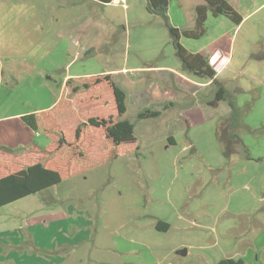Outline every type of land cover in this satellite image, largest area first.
<instances>
[{
    "label": "rangeland",
    "instance_id": "1",
    "mask_svg": "<svg viewBox=\"0 0 264 264\" xmlns=\"http://www.w3.org/2000/svg\"><path fill=\"white\" fill-rule=\"evenodd\" d=\"M196 1L170 0L171 23L187 27L182 5L192 6ZM126 2V7L125 2L99 5L104 13L99 26L90 28L79 44L72 38L70 50L67 39L57 44L28 77L2 75L0 115L48 113L61 99L58 107L65 106L67 73L78 77L112 74L128 95L127 111L118 119L135 125L136 144L120 146L110 161L102 160L94 150L84 165L72 160L78 168H71L60 184L0 209V232H12L21 225L27 232V226L34 223L88 211L94 219L92 239L69 248L56 264H218L230 257L264 264V40H257L251 51L258 50L261 62L240 57L237 50L232 58L233 32L229 19L222 15L218 19L210 15L203 37L181 39L186 49H197L207 57L240 106L251 102L244 121L263 131L242 134L247 158L227 135V102L209 104L217 86L206 79L186 73L192 84L177 88L178 96L167 115L138 118L145 107L132 98L134 86L159 82L166 74L163 70L180 69V63L164 20L148 11L147 0ZM91 48L93 52L87 54ZM38 70L44 72L43 78ZM101 91L104 101L86 99V92L69 94L74 108L53 110L67 140H73L75 128L90 116L117 117L112 90L102 87ZM185 108L201 113L202 120L186 122ZM18 122L7 124L13 127ZM46 127L42 121L38 134L30 129L19 142L0 131V141L18 151L31 144L43 149L54 142ZM167 133L174 135L176 143L163 137ZM52 134L58 141L60 135ZM61 153L56 161L69 159L70 153ZM41 157L31 153L19 165L32 158L41 162ZM61 171L64 176L65 170ZM159 219L170 221L168 231L156 228ZM183 248L187 253L178 254Z\"/></svg>",
    "mask_w": 264,
    "mask_h": 264
},
{
    "label": "crops",
    "instance_id": "2",
    "mask_svg": "<svg viewBox=\"0 0 264 264\" xmlns=\"http://www.w3.org/2000/svg\"><path fill=\"white\" fill-rule=\"evenodd\" d=\"M226 1L242 16V21L239 24H235L226 17L229 19L228 23L233 32L231 36L232 58L237 50L240 57L251 56L257 59H254V62H261L258 50L253 54L251 51L257 40H264V0ZM203 2V0H198L192 6L183 3L182 10L188 20L186 28L194 26L195 7ZM106 3L115 4L113 1L104 2L101 0H0V84L5 82L2 77L5 73L12 77L17 74L28 77L34 73L35 69H39L38 64L52 54V48L64 40H69V50L72 38L75 39L76 44H79L90 28L99 26L98 20L103 21L104 13L98 6L106 5ZM210 15L212 14L209 13L207 21ZM219 17L221 16L219 15ZM219 17L215 16L214 18L218 19ZM190 50L198 52L197 49L196 51ZM262 61L264 62V60ZM253 65L255 67V64ZM43 70L46 72L48 68H43ZM163 71H166V74L161 75L159 82H138L131 90L132 98L142 106L152 109L153 106H156L154 109L161 111L157 117L167 115V112L173 107V101L178 96L177 88L183 89L186 84L191 83L189 82L191 78L181 69L168 68ZM38 74L43 78L42 70H38ZM46 75L48 77L49 74ZM216 76L219 79L218 75ZM71 78H81V76L67 73L64 85L67 96L70 94L67 80ZM210 82L211 80L208 81V84ZM206 84L194 85L204 86ZM167 102L170 107L167 106ZM163 104L165 106L160 108L159 105ZM195 112H192L191 109L187 111L185 108L186 122L202 120L203 115L195 114ZM23 115L24 113L0 115V131L5 134V137L19 142L17 139L22 138L24 133L27 134V131H30V128L22 120ZM9 120H19L18 125L10 127L7 124ZM18 130L21 134L20 137H18ZM163 137L170 143H176V139L171 133H167ZM24 139L25 137L22 140L24 141ZM4 142L0 141V147L17 150L15 149L17 147H10ZM6 157L0 154V161H5ZM46 190L40 193H45ZM261 210L264 212V205ZM158 221L168 223L170 229V221L167 222L163 219ZM93 224L94 219L88 211H79L74 217H60L48 222L34 223L27 226L29 229L27 232L23 225L20 229L12 232L1 231L0 264H56L62 255L69 253L71 250L69 248L92 239Z\"/></svg>",
    "mask_w": 264,
    "mask_h": 264
},
{
    "label": "trees",
    "instance_id": "3",
    "mask_svg": "<svg viewBox=\"0 0 264 264\" xmlns=\"http://www.w3.org/2000/svg\"><path fill=\"white\" fill-rule=\"evenodd\" d=\"M110 2V0H101ZM202 4L195 7V21L191 28H181L173 25L169 19L168 10L170 0H147V9L150 13L160 16L169 30L171 42L174 46L175 56L180 63L182 72L211 80L217 88L214 92V98L209 101L212 106H217L220 101H226L230 109L225 119L226 132L228 137L238 143L242 150L249 157L248 147L245 145L242 134L244 132L259 134L263 129H254L247 125L244 118L251 108V102L244 106L237 103L236 94L224 86L217 78V72L210 66L205 55L199 52H192L186 49L182 43V37L189 39H199L207 33V19L209 13L214 16L223 15L229 18L235 24L242 21L241 14L226 0H203ZM93 48L86 53L93 52ZM70 94L75 96L86 92V99H96L104 101L102 87L111 89L115 101L117 117L110 116H90L87 120L82 121L75 128V135L72 141L65 138L58 129L55 120V109L72 110V100L67 96L65 106L58 107L60 102L49 109L48 113L33 112L22 116L23 122L32 130L38 131L42 121L47 125L46 129L49 135L54 139L53 144L48 142V146L41 149L37 145H30L21 151L13 150L8 147H0V154L7 156L5 161H0V208L15 202L29 195L40 193L54 185L60 184L64 177L68 175L71 168H78L76 161L84 165L91 157V150H94L97 156L102 157L104 161H110L118 154L119 147L125 144H136L137 140L134 135V124L127 119H118L127 111V92L119 86L112 74H98L81 78H71L67 80ZM54 110V111H53ZM160 110L152 108H143L138 113L139 119H148L159 116ZM43 114V116H40ZM264 128V127H263ZM52 133L60 135L58 141ZM69 155L68 160L56 161L57 155ZM31 153H38L42 157L41 162L32 158L23 162V157ZM17 154H21L17 156ZM36 161V162H35ZM33 162V163H32ZM70 166V167H69ZM61 168V169H60ZM65 170L63 176L61 170ZM80 171V170H79ZM156 228L161 231H167L169 225L166 222L158 221ZM218 264H247L241 258H224Z\"/></svg>",
    "mask_w": 264,
    "mask_h": 264
},
{
    "label": "water",
    "instance_id": "4",
    "mask_svg": "<svg viewBox=\"0 0 264 264\" xmlns=\"http://www.w3.org/2000/svg\"><path fill=\"white\" fill-rule=\"evenodd\" d=\"M178 254L185 255L187 253V249L183 248L177 251Z\"/></svg>",
    "mask_w": 264,
    "mask_h": 264
},
{
    "label": "built area",
    "instance_id": "5",
    "mask_svg": "<svg viewBox=\"0 0 264 264\" xmlns=\"http://www.w3.org/2000/svg\"><path fill=\"white\" fill-rule=\"evenodd\" d=\"M110 1H113L115 3H119V2H125L126 3V0H110ZM38 134V133H37Z\"/></svg>",
    "mask_w": 264,
    "mask_h": 264
}]
</instances>
